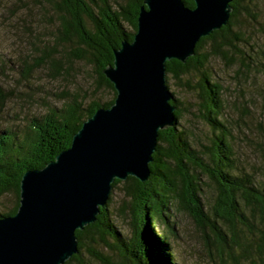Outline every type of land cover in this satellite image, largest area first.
Listing matches in <instances>:
<instances>
[{
  "label": "trees",
  "instance_id": "obj_1",
  "mask_svg": "<svg viewBox=\"0 0 264 264\" xmlns=\"http://www.w3.org/2000/svg\"><path fill=\"white\" fill-rule=\"evenodd\" d=\"M48 1L59 13L56 39L76 45L72 49L75 58L94 67L99 86L111 90L113 99L104 104L92 102L86 107L83 101L73 100L33 120L24 134L0 131V199L9 193L15 195L13 209L0 213V217L16 214L20 206V182L26 171L44 168L71 146L73 135L97 109L113 105L117 93L103 71L113 65L114 51L122 42L133 41L140 8L144 5V0ZM182 1L187 7H195L193 0ZM245 1H231L233 11L227 25L202 38L193 57L184 63L178 60L166 63L167 79L174 85L183 81L196 94L198 116L209 126L212 137L201 149L193 147L189 134L180 124L183 117L180 101L172 93L175 125L159 132L149 179L140 182L129 177L113 183L109 200L100 208L96 222L76 231L79 253L66 264L81 262L84 252L102 264H112L96 250L101 245L114 247L119 257L117 264H177L170 243L175 235L172 221L175 204L214 234V245L219 252L213 259L215 264H264V179L240 169L230 129L223 121V87L207 70L213 56L230 59L229 55H233L242 59L243 66H248L238 47L243 40L234 27ZM193 74L198 79L190 85L189 77ZM202 175L216 191L212 214L218 220L210 218L205 211ZM116 189L123 192V203L131 213L132 238H124L112 220ZM155 226L160 233H156ZM222 226L229 230L230 238L222 233ZM207 239V245H211Z\"/></svg>",
  "mask_w": 264,
  "mask_h": 264
},
{
  "label": "water",
  "instance_id": "obj_2",
  "mask_svg": "<svg viewBox=\"0 0 264 264\" xmlns=\"http://www.w3.org/2000/svg\"><path fill=\"white\" fill-rule=\"evenodd\" d=\"M232 0H144L133 41L104 71L116 91L73 135L71 146L20 182V206L0 217V264H66L79 253L76 231L96 222L116 180L146 182L159 132L175 125L166 63L195 55L226 26Z\"/></svg>",
  "mask_w": 264,
  "mask_h": 264
},
{
  "label": "rangeland",
  "instance_id": "obj_3",
  "mask_svg": "<svg viewBox=\"0 0 264 264\" xmlns=\"http://www.w3.org/2000/svg\"><path fill=\"white\" fill-rule=\"evenodd\" d=\"M58 27L59 13L48 0H0V131L24 134L33 120L73 100L83 101L86 107L92 102L104 104L113 99L111 90L99 86L94 67L75 58L72 49L76 45L56 39ZM234 27L243 40L238 47L248 66L233 55H229L230 59L213 56L207 70L223 87V121L230 129L240 169L264 179V0H246ZM197 79L195 74L189 77L190 85ZM184 84L182 81L174 85L168 80L169 90L182 108L180 124L198 150L209 141L212 132L198 116L196 94ZM200 178L205 211L218 220L212 214L216 202L214 186L205 175ZM113 192V223L124 238H132V218L123 203L124 194L120 189ZM14 206V194L0 199L1 214ZM172 215L175 235L170 243L176 263L215 264L213 259L219 252L214 234L177 204L172 207ZM154 230L160 233L156 226ZM222 233L230 238L225 226ZM207 237L211 245H207ZM96 250L112 264L118 263L113 246L101 245ZM224 256L227 257L225 253ZM81 262L71 264H102L86 252Z\"/></svg>",
  "mask_w": 264,
  "mask_h": 264
}]
</instances>
